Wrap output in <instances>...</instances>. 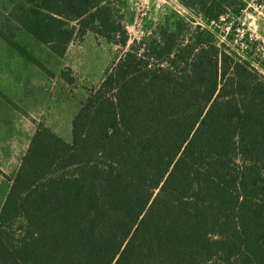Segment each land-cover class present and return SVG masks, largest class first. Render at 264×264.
<instances>
[{
	"label": "trees",
	"instance_id": "trees-1",
	"mask_svg": "<svg viewBox=\"0 0 264 264\" xmlns=\"http://www.w3.org/2000/svg\"><path fill=\"white\" fill-rule=\"evenodd\" d=\"M183 2L205 26L135 39L72 142L38 123L0 210V264H264V73L208 27L228 15L236 30L246 3ZM11 17L58 57L88 32L130 40L120 0H20Z\"/></svg>",
	"mask_w": 264,
	"mask_h": 264
},
{
	"label": "rangeland",
	"instance_id": "rangeland-1",
	"mask_svg": "<svg viewBox=\"0 0 264 264\" xmlns=\"http://www.w3.org/2000/svg\"><path fill=\"white\" fill-rule=\"evenodd\" d=\"M19 1L0 0V29L26 47L54 73L50 76L0 36V92L9 98L0 96V128L3 139L7 136L15 138V117L18 118V126L26 129L23 132L26 135L18 138L19 149L26 144L30 129L37 128L39 122L51 125L57 124L59 119V126L68 125L86 99L88 89L103 80L107 68L135 39L151 34L161 25H173L180 17L193 25H197V20L202 18L183 0H120L124 23L130 35L126 47L88 32L72 42L64 57H58L11 17ZM239 21L241 26L237 30H233V17L231 23L217 22L220 28L214 24L211 28L217 30L218 37L228 32L226 41L241 45L245 49L243 53L249 55L264 73V21L253 10L242 12ZM230 35L234 41L229 38ZM64 72L73 78V83L66 80ZM10 184L7 178L0 176V210Z\"/></svg>",
	"mask_w": 264,
	"mask_h": 264
},
{
	"label": "crops",
	"instance_id": "crops-1",
	"mask_svg": "<svg viewBox=\"0 0 264 264\" xmlns=\"http://www.w3.org/2000/svg\"><path fill=\"white\" fill-rule=\"evenodd\" d=\"M17 104L19 105V103ZM77 112L71 118L70 123L65 127H61L58 125L59 119L57 120V124L49 125L48 122L45 123L47 126L51 127L58 135L64 138L66 141L72 142V121L75 115L77 114ZM15 123H17L14 127L17 133L15 138H12L11 136H7L3 139L2 130H1L2 128H0V171L2 172V173L0 172V176L7 178L10 183H11L10 179L14 178V176L18 171L22 158L29 147L30 139L34 134V132L36 131V128L34 127L30 129L28 138H26L28 139L26 144L22 149H19L17 144L19 140L18 138L26 135L24 134L26 132V129L24 126H18L19 120L17 117H15Z\"/></svg>",
	"mask_w": 264,
	"mask_h": 264
},
{
	"label": "built area",
	"instance_id": "built-area-1",
	"mask_svg": "<svg viewBox=\"0 0 264 264\" xmlns=\"http://www.w3.org/2000/svg\"><path fill=\"white\" fill-rule=\"evenodd\" d=\"M242 1H244L246 3V7L243 10V12H247L248 10H251V11L253 10L255 13H257V15L259 16V18H261L264 21V0H242ZM227 18H228V15H222L220 17V20L218 22L219 23H227V22L228 23H231V21H229ZM200 20H202V19L200 18ZM200 20H197V23L205 26L204 22L203 21H200ZM213 24L216 27L220 28V25L217 24L216 21H212V23L208 27L210 29H212L211 27L213 26ZM230 26L227 29L228 31L230 29ZM212 30H214V29H212ZM238 31H240V29H238ZM227 33H225L224 35H222L221 37H219V39H220L221 42H223V41L224 42H227L226 39H225Z\"/></svg>",
	"mask_w": 264,
	"mask_h": 264
}]
</instances>
